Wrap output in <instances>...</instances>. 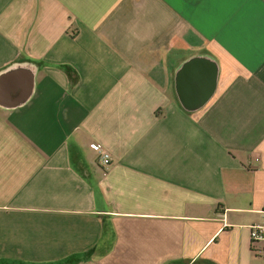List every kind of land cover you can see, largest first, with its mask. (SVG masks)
<instances>
[{"label":"crops","instance_id":"1","mask_svg":"<svg viewBox=\"0 0 264 264\" xmlns=\"http://www.w3.org/2000/svg\"><path fill=\"white\" fill-rule=\"evenodd\" d=\"M261 5L0 0V264H264Z\"/></svg>","mask_w":264,"mask_h":264},{"label":"built area","instance_id":"2","mask_svg":"<svg viewBox=\"0 0 264 264\" xmlns=\"http://www.w3.org/2000/svg\"><path fill=\"white\" fill-rule=\"evenodd\" d=\"M90 145V144H89ZM90 150H92L97 155V164L100 168L102 175L107 173V170L111 164V158L109 153L102 147V144L92 142L89 146ZM256 161L258 159H255ZM249 238L252 246V250L260 254L261 249L257 246L259 244H264V225H252L249 227Z\"/></svg>","mask_w":264,"mask_h":264},{"label":"snow or ice","instance_id":"3","mask_svg":"<svg viewBox=\"0 0 264 264\" xmlns=\"http://www.w3.org/2000/svg\"><path fill=\"white\" fill-rule=\"evenodd\" d=\"M234 4L237 6V11L241 16H244L245 13L243 11L244 5L249 2V0H233ZM260 28L262 34V44H264V5H261L260 12Z\"/></svg>","mask_w":264,"mask_h":264}]
</instances>
